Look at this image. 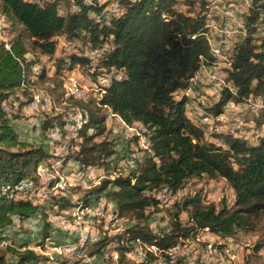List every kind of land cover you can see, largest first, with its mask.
Returning <instances> with one entry per match:
<instances>
[{
	"label": "trees",
	"instance_id": "trees-1",
	"mask_svg": "<svg viewBox=\"0 0 264 264\" xmlns=\"http://www.w3.org/2000/svg\"><path fill=\"white\" fill-rule=\"evenodd\" d=\"M73 1L80 2V10L61 14L60 9L63 6L70 9ZM118 1L123 7L121 16L104 24L94 18L105 4L100 0H42L40 4L34 0H0V13L10 23L9 33L12 27L22 26L33 48L26 46L25 35L20 32L8 41H0V229L13 224L14 217L23 221L40 212L44 225L36 246H44L52 236L44 211L48 206L37 202L34 194L37 189H31L29 198L24 196L26 192L18 191V186L29 178L34 180V188L41 187L42 180L34 173L53 154L42 146L22 142L13 122L33 99L30 85L37 79H50V63L55 66L53 81L61 77L58 83H52V94L63 85L66 71L77 66H86L94 81L103 76L109 80L108 84L99 86L103 95L99 102L71 100L85 115L79 150L75 156L70 155L76 164L103 166L115 153L111 142L96 140L107 130L110 111L129 126L142 125L148 137L144 163L128 174L103 180L83 198L82 206L107 199L115 204L122 217L133 221L124 232L96 243L95 252L101 251L109 241H115V247L124 254L127 244L135 238L167 249L197 232L214 231L220 237L232 238L239 230L253 229L255 218L264 212V136L256 138L257 143L229 134H215L213 140L207 141L204 129L187 115L191 96L182 93L177 97L178 92L191 86L199 68L216 60L205 36L208 0ZM251 2L247 18L249 36L236 43L233 65L226 68L232 91L225 89L212 107L204 106L207 114L216 117L229 102L258 96L263 107L258 109L256 119L264 124V40L255 36L257 24H264V0ZM62 38L64 42H82L81 52L57 56L58 41ZM104 45L107 50L99 61L86 54V50L103 49ZM36 68L41 71L37 76ZM63 94L59 93L61 98ZM7 103L10 111L5 109ZM61 116V113L47 116L42 128L47 130L56 120L63 124ZM216 140H221L223 145ZM133 141L138 147L137 137ZM216 177H223L233 188L234 207L224 205L219 209L215 203L203 204L198 194L188 196L173 205L176 209L168 220L170 233L152 231L148 222L152 212L148 208L158 209L157 195L161 189L184 191L190 182L199 180L203 184L202 180ZM51 201L50 208L76 205L60 195ZM182 211L189 214L187 225L180 220ZM261 246L258 244L256 249ZM8 250L15 260L10 262L1 254L0 264H47L52 259H44L27 244L21 249Z\"/></svg>",
	"mask_w": 264,
	"mask_h": 264
},
{
	"label": "rangeland",
	"instance_id": "rangeland-1",
	"mask_svg": "<svg viewBox=\"0 0 264 264\" xmlns=\"http://www.w3.org/2000/svg\"><path fill=\"white\" fill-rule=\"evenodd\" d=\"M182 8H183V6H181V9ZM227 8H228L227 6L224 7V9H227ZM5 20H6L5 23L9 27V25H10L9 21L7 20V18H5ZM8 27L6 28V31H8V33H6V40L7 41L10 40V37L14 36L15 34H17L19 32L23 33L25 35L24 38H25L26 46L30 50H33L31 41L26 36V33L24 32V29L22 26L16 25V26L12 27L13 29H11L10 33H9ZM0 41H4V39H2L0 37ZM63 42H64L63 38L58 41L57 56L66 55L65 49L63 51ZM67 42L65 43V46H66ZM32 53H30L29 56H31ZM54 70H55V66L53 65V63H50V69H49V74H50L49 78L50 79H46V80L37 79L35 82H33L30 85V90L33 91V93H34V95H33L34 100L32 99L30 102V105H28L27 108L22 109V111H20V115H18V118H15L13 120L14 125L16 126L17 130L19 131V139L22 142H26V143L34 146V147H41L42 146L48 152L49 151L50 152L51 151H58V150H56V149H58L57 147L66 142L67 137H65V136L69 135V131H68V127L65 125L66 124L68 125V122H70L69 120H72L73 118L77 117L76 112L75 111L73 112L71 110V108L68 107L69 106L68 104L72 103V101L75 100V98H73L74 96L71 97L70 99H69V97L66 96L67 94H71L74 90H77V85H74V82L72 80L79 81L81 84H83L87 87V96L82 95L81 97L83 99L81 98V100H84L86 102H90V101L99 102V100H100L99 95L97 94L96 90L94 89L95 88L94 86L99 84L98 83L99 80L98 81L93 80V78L88 74L86 66H77L75 69H73L71 71L67 70L63 85L61 87H59V90H57L56 92H54V94H52V92H51L52 85L54 83H58V80L61 79V77L59 76V78L55 79L56 80L55 82L53 81L52 78L54 77L53 76ZM108 83H109V80L106 84H108ZM28 86H29V84H28ZM22 88H25L24 84H22ZM193 91H195L194 92L195 95H192L191 101H193L195 99L194 101L197 104H200V105L203 104L202 106L204 108H205V106L212 107L216 103V101H218V100L214 99L213 97H209V91H204L203 82L201 83V85L196 86L193 89ZM18 92L22 93V90L19 89ZM62 92H64L63 98H61L62 96L59 95V93H62ZM200 94H202V96ZM40 96H42V97H40ZM181 96H182V92L180 91V92H178L177 97L179 98ZM196 98H198V99H196ZM204 98H207V99L205 100ZM72 99H74V100H72ZM11 100L12 101L15 100V97L13 96L11 98ZM38 100H40L41 102H38ZM46 100L50 103L49 105H47ZM65 100L67 101L68 104H65ZM32 104H34L36 106L35 109L31 107ZM192 106L193 105H190L189 107L192 108ZM6 107L10 111L11 106L6 105ZM39 107L41 108L40 110H39ZM189 107L187 106V108H189ZM56 108H58V109H56ZM254 108L255 107H251V110H247V111L245 110L243 112L242 116L237 120V122L243 123L242 129H243L244 124H246V123H249L250 125L257 127L259 130L264 128V124L257 123L256 115L258 113H260V111L257 108H255V109ZM30 110H34V111H36V113H30ZM108 111H109V108H107V113H108ZM57 113H61V115H62L61 118L63 119V121L65 123H63V125L61 126V123H59V121L56 120L54 122V124L52 126H50V127L54 126L57 129V138L58 139H55L53 141V136L50 134V128H48L47 130H44L42 128V125L45 122V119L47 118V116L57 114ZM107 117H108V115H107ZM233 120H235V119L233 118ZM59 124H60V126H59ZM106 124H107V130H106L105 134L101 137H98L96 140L97 141L107 140V141L111 142V146L114 149L115 153L107 159L105 165L97 166V167H82L81 165L76 164L71 156L66 158L65 161L63 162L61 160V153L60 152H51L53 154V158L50 159V161H48V162L47 161L41 162L39 167L37 168L36 172L34 173L35 176H39L41 178L42 186L39 188H37V187L34 188L35 182L33 179H30V180H31V183L33 186V190L37 189L34 193L37 196V200H38L37 202H39V204L43 207L48 206V207H46V209L44 211L47 214V220L50 224H52L53 214L59 213L61 211V209L58 207L50 208L51 202H52L51 200L55 196L60 195V196L65 197L72 204H76L73 207L65 209V220H70L71 222H74V224H75L74 226H76V227L79 223V225H78L79 227H77V228H80L82 231L85 230L87 232H92L95 229H98L100 231L104 230L103 232L105 233V235L109 236V237H106L104 235V233L101 231L104 235L103 239L108 238V240H110L116 234L122 233L128 227L132 226L133 221L129 220L125 217H122L119 214V216H120L119 218L121 219L119 224H120V226H122L121 228H123V231H121V232L110 231V233H109V231H106L103 224H100L97 222L96 218L91 220L89 218V216L87 215V226H86V216L80 215V209H81L82 204H83V198L88 194L89 190L93 186L100 184L103 180H105L107 178L114 179L116 176H118L120 174H128L130 172V169L128 168V166L126 164V159L128 158V155L132 151L136 150L135 153L137 155L144 157L146 155V149H147L145 142H146V139H148V137L144 135V132L146 133L145 128L138 123H136L132 126V127H134V132H133L134 135L132 138H130L128 140L125 139L124 129L118 122L113 121L112 123H109V122H107V118H106ZM233 125H234V127L229 124L228 127L236 129L234 134L239 135V128L237 127L236 124L233 123ZM205 131H206V129H205ZM234 134H232V135H234ZM205 135H206V133H205ZM213 135H215V134H213ZM217 135L226 136V135H223V133H219V132ZM135 137H137L138 147H137L136 142L133 141V139ZM233 137L248 138V137H244V136H233ZM249 138H250L249 141L251 143H257L255 141L258 139L251 138V137H249ZM80 141H81V139H80ZM220 142L223 143L221 140H216V143H220ZM79 146H80V142H79ZM17 148L18 147H15L14 149H17ZM76 152H73L71 155L75 156ZM145 158H146V156H145ZM60 161H62V162H60ZM59 162H60V164H56ZM198 181H196L194 183L190 182V184L184 190V191L188 190V192L190 190V193H188L186 196L185 192L183 191L185 196L179 197L178 199L182 200L185 197L194 196V195L198 194L201 196L203 204H208L207 202L209 201L210 203H215L219 209L222 208L224 205L229 206V207H234V206H232V204L234 202L233 197L235 195V192L226 179H224L223 177H216L215 179H204V180H202L203 184L201 182H198ZM56 183L61 184L60 185L61 187H57V189L53 191L54 193H50V194L46 195V196H48V198L45 196H42V199H40V197L37 194L38 190H40L41 188H44V187L45 188H51V187L53 188V186H55ZM46 186H48V187H46ZM209 187L213 188L212 191L217 192V193H215V195L213 197H210L208 199L207 198V188H209ZM89 205H91V204H89ZM86 206H88V205H86ZM158 206H159L158 209H156V208L154 209L153 207L148 208V211L152 212L150 218L148 219V222L150 223V227H151L152 231H154V232L155 231L160 232V230L162 228L160 222H163V221L166 222L167 220H170V218L172 216L171 214L176 209L174 206H171L170 208H167V209L165 206H161L160 204ZM48 216H49V218H48ZM179 217H180V220L182 221V223L184 225H187L190 222L189 221V214L186 211L180 212ZM159 219H161V220H159ZM115 221H117V220H115ZM43 225H44L43 215L40 212L35 214L31 218L23 220V221L20 220L18 217H14V223L13 224L8 225L7 227H5L3 229H0V255L5 254L8 261H10V262L14 261L15 257L12 254V252H10L8 250V248H19V249H21L23 244H27V245H31V247H33L37 252L41 253L43 256H45L49 259L50 258H52V259L58 258L56 246L59 245V243L64 245L63 242H57L53 245V244L47 243V241H46L44 246H38V245L36 246V244H38L42 238ZM54 226H59L62 229L61 230L56 229V231H60V232H53V227L51 226L52 236H53V234H56L61 240H65L68 237V235H66L62 232V231H64L63 222L54 221ZM77 228H76V233L78 232ZM112 230H114V229H112ZM75 235L73 234V236H75ZM195 235H197V233H195L193 236H195ZM231 239L233 241L241 242L242 245L244 246L243 248L246 250L244 257L242 258V259H244V261L243 260L238 261V260L233 259L234 264H264V212L260 213L255 218V223H254L253 229L239 230L236 233V235L234 237H232ZM197 244H199V243L197 242ZM258 244H262V246L259 249H256V246ZM107 245H109L110 248H112V249H116V252L118 254V259H117L118 263L117 262H111L110 264H129V263L131 264V262L128 259H126V256H125L126 252H124V254H122L121 250H119L118 248L115 247L117 245L115 241H109L107 243ZM191 245L193 246L194 244L191 243ZM89 246H90V248H88L87 254H86L87 258L86 257H83V258L80 257V258H69V259L67 258V259H65L66 257L61 256L62 257L61 262L63 264H90V262H94L95 264H100L101 263V260H100L101 257L100 256H101L102 250L105 248V246L99 252H95V249L97 247L93 246L91 248V245H89ZM189 249H190V244H187V250H189ZM93 255H96L97 257L95 256L94 259H91L89 262L88 257L89 256L93 257ZM119 255L122 257H120ZM221 261L224 264H233V263H229L230 260L225 258V257H223ZM175 264H177V263H175ZM178 264H180V263H178Z\"/></svg>",
	"mask_w": 264,
	"mask_h": 264
},
{
	"label": "bare ground",
	"instance_id": "bare-ground-1",
	"mask_svg": "<svg viewBox=\"0 0 264 264\" xmlns=\"http://www.w3.org/2000/svg\"><path fill=\"white\" fill-rule=\"evenodd\" d=\"M34 1L39 3L42 0H34ZM89 1L90 0H85V2H89ZM106 1H109V2L106 3ZM208 2H209V8L207 10V15H206L207 20H206L205 36H206V39H207L208 44L210 46L211 53L216 60L213 64L206 66V67H203V68H200V69L201 70L216 69V70L214 71V74L213 73H202V77H201V73L198 71L192 80L191 86L187 90H193L196 86L201 85L202 81L207 82V84H217L218 80H223V84L225 85V87L229 86L227 83V78H226L227 77L226 68L232 67V66L221 65V63L228 61V59H230V57H232V55L235 51L236 43L240 42L242 39H244L245 35L235 34V37H234L232 34H223V40L220 41V44L215 43V41H212V40H217V39L221 38V29L218 28L217 26H211L213 22L214 23H225V22L233 21L234 23H227V30L228 31H236V27L238 29H240L241 31H248L249 30L247 18H248L249 10H250L249 7H251V5H246L245 2L229 1V7H228V0H208ZM79 3H77L76 1H73L70 9H68L69 7L67 9H66V7L63 8L64 7L63 6L60 9L61 14L62 13L66 14L68 10L71 12L79 11L80 7H81L79 5ZM102 3H105L102 10L100 12L94 14L95 20H97L98 22L104 23V24L109 23L113 19H106V17H110V8H112L114 6L117 9V11L120 12V13H114V19L121 16L123 7H122V4L118 0H104V1H102ZM225 6H227L228 8L224 9ZM235 9L245 10L244 19H242V15H240L239 13H236ZM5 22H6V20H5L4 16L0 13V37L4 40L6 39V28L8 27V25ZM257 27H258V30H257L258 32H256L255 36L259 40H261V32H262V36L264 37V24L258 23ZM82 48H83L82 42L71 40V41L67 42V44L65 46V52L66 53H78V52L80 53ZM220 50H221V52H218ZM97 53H103V49L91 48V49L86 50V54L90 58H92L93 56H97ZM34 72H35L36 76L41 73L40 69H37V68L34 69ZM118 78L121 79V76H119ZM186 94L191 96V97H192V95H195L194 92H186ZM66 96L69 97V99L73 96H74L73 98H75V99H81L82 98L81 97L82 95L77 93V90H74L71 94H67ZM40 97H42V96H40ZM196 99H198V98H196ZM66 100H65V104H68ZM194 100L187 104L188 107L190 105H193L192 108L191 107L187 108V115L196 125H198L202 129H204V131H205V129H207V121H204V117H205V119L208 120V123H210V124H219V114L216 117L210 116L209 114H207L205 108L202 105L197 104ZM245 100H253V98H248ZM38 102H41V101L38 100ZM229 103H233V102H229ZM47 105H49V104H47ZM68 105H69L68 107H70L73 112L74 111L76 112L77 117L73 118L72 120H69L70 122H68V125L67 124L65 125L68 127V131H69V135H67V134H66L67 136L64 135L65 137H67L66 142L62 145H59L57 147L58 149L55 148L56 150L60 151L61 160H62V158H68L69 155H71L73 152H76L77 150H79V142L81 139L80 130L82 128L84 116H85L84 110L82 108H80L78 105L73 104V103H70ZM31 107L35 109L36 106L34 104H32ZM251 107H255L257 109L262 108L263 107V101L261 100V98L257 97V102L251 103ZM40 109L41 108L39 107V110ZM56 109H58V108H56ZM244 111H245L244 109H233V107H229V104H226L223 108V111L220 114H222V116H224V117H233L237 121L242 116ZM113 121L118 122L123 127L125 139L128 140V139L133 137L134 127L126 124L117 114L110 111L108 113L107 122L112 123ZM229 124L234 127L233 123H226V124H223L222 129L219 130L218 132L223 133V135L234 134L236 129L229 128L228 127ZM241 124H243V123H241ZM62 125L63 124H61V126ZM59 126H60V124H59ZM243 129L249 130V131H255L256 130L255 126L250 125L249 123L244 124ZM259 131H264V128L260 129ZM260 136H264V133L260 134ZM244 137L249 138V136H244ZM145 143H146V148H148L149 143H148L147 139H146ZM221 144L223 145V143H221ZM144 161H145L144 157L135 154L134 169L133 170H135L137 168V166H140L142 163H144ZM58 183H56V185L53 186V188L52 187L51 188H45V187L41 188L40 190H38V193H37L38 196L40 197V195H42L44 192L46 194H43L42 196H45L48 198V196H46V195H48L51 192H53L54 190H56L57 187H61L60 186L61 184H58ZM46 187H48V186H46ZM32 188H33V186H32L31 181H29L28 179H25L18 186V191L20 193H25L26 189H32ZM183 194H184V192L182 190L181 191L179 190L178 192H172L168 188H163V189H161V191L157 195V198H159V200H160L164 196V197H166V199H174V200L178 201L179 200L178 198L182 197ZM233 199H235V195H234ZM174 203H176V202H173V205H174ZM97 206H101L100 215L90 214V208L97 207ZM161 206H164V205H161ZM80 215H82V216L88 215L91 220L96 218L98 223L104 225V228L106 229V231H109L108 226L112 221L117 220V225L120 226L119 223H120L121 219L119 218L120 216H119L117 207L115 206V204L113 202H111L107 199H101V200H99V201H97L91 205L84 206V207L82 206L80 209ZM48 218H49V216H48ZM159 220H161V219H159ZM160 224L162 226L160 232L164 231L165 228L168 231L171 230V224L168 220L166 222L165 221L160 222ZM78 225H79V223H78ZM78 225H77V227H79ZM54 229H60L61 230L62 228L59 226H54ZM112 229H114V230H112ZM112 229H110V231H112V232L113 231H117V232L123 231V230H120V228H116V229L112 228ZM77 231H78L77 234L76 235L74 234L75 236H73L71 239L72 249H77V251H70L69 252V258H80V257L81 258H83V257L87 258L86 254H87L88 248H90L89 245H91V248H92L96 244V241H94L96 238H97V243L99 241L103 240L104 235H105V233L103 232L104 230L103 231L101 230L104 233V235L98 229H95L92 232H87L85 230L82 231L80 228H77ZM193 235H191L187 238H181L180 241L178 242V247L174 248L172 250H170L169 248L160 249L159 247H156V246L144 244L142 242V240L139 238H135L133 240L130 239L131 241L128 244L126 242L122 241V244L128 245V248L125 251L126 252L125 256H126V259H128L131 262V264H142V263L143 264H152V263H154V264H175V263L187 264L186 260L187 261H193V264H224L221 261L223 257L229 259L230 260L229 263H233L234 260H238V261L243 260L244 261V259H242V258L244 257L246 250L243 248L244 246L242 245L241 242L233 241L231 238H225V237H220V236H216V238L213 239L210 236L211 235L210 232H204V233L197 232V235H195V236H193ZM106 237H109V236H106ZM228 239H229V242H228L227 247H226L224 245V243ZM197 242L199 244H197ZM191 243L194 245L192 246ZM87 244H89V245H87ZM187 244H190L189 250H187ZM119 245H121V244H119ZM137 246H138V251H139L141 258H142V263H140V261L134 260V252L132 250H135L137 248ZM235 249H236V252H234ZM56 250L58 253L57 254L58 258L51 259L47 264H53V262H58V264H63L61 262V259H62L61 256L66 257L65 259L68 258L67 247L65 246V244L62 245L61 243H59V245L56 246ZM94 257L95 256H93V257L89 256L88 261L91 259H94ZM100 257H101L100 258V260H101L100 264H110L111 262H115V259L117 262L118 254L116 252V249H112L110 247H107V249L103 252V254ZM120 257H122V256H120Z\"/></svg>",
	"mask_w": 264,
	"mask_h": 264
},
{
	"label": "built area",
	"instance_id": "built-area-1",
	"mask_svg": "<svg viewBox=\"0 0 264 264\" xmlns=\"http://www.w3.org/2000/svg\"><path fill=\"white\" fill-rule=\"evenodd\" d=\"M102 1H104V0H100V2H102ZM229 1L245 2L246 5H252L251 0H228V7H229ZM235 11H236V13H239L240 15H242V19H244L245 10L235 9ZM114 13H120L117 11L115 6L110 8V17H106V19H114ZM227 23H234V22L230 21V22H225V23H214V22L212 23L211 26H217L218 28L221 29V38L217 39V40H212V41H215V43L220 44V41L223 40V34H232L234 37H235V34H242V35H245V37L249 36V31H241L237 27H236V31H228L227 30ZM6 33H8V31H6ZM261 40H264V37L262 36V32H261ZM66 42L67 41L63 42V49H65V43ZM106 50H107V45H104L103 46V53H97V56H93L91 59H93L94 61H99L103 57L104 52ZM218 52H221V50ZM221 65L232 66L233 65V57H230V59H228V61L221 63ZM215 70L216 69H211V70H201L200 68L198 69V71L201 73V77H202V73H213L214 74ZM72 81L74 82V85H77V93L84 95V96H87V87L85 85L81 84L79 81H76V80H72ZM107 82H108V77L103 76V77L99 78V85L94 86L95 87L94 89L96 90L99 97L103 96V95H100V93H99L100 84H106ZM202 82L204 84V91H209V97H213L216 100H219V98L222 96L225 89H229L232 91V88L225 87V85L223 84V80H218L217 84H207V82H205V81H202ZM181 92L185 93V95H186V92H195V91L184 89ZM200 95L202 96V94H200ZM257 97L258 96H253V100H243L241 102L228 103V104H229V107H233V109L251 110V103L257 102ZM204 99L206 100L207 98H204ZM46 102H47V104H50L47 100H46ZM7 105H9V104L7 103ZM30 113H36V112L34 110H31ZM204 121H207V129H206V135H205V139L207 141L213 140V134H218V131L222 129L223 124H226V123H234L239 128V135H230L229 134V136H249L251 138H260V134L264 133V131L244 130V129H242V124L237 122L236 120H233V117H224V116H222V114H219V124H210V123H208V120L205 119V117H204ZM49 128H50V134L53 136V141L55 139H58L56 127H49ZM135 151H132L128 155V158L126 159V164H127L128 168L130 169V171H133V169H134ZM51 152H60V151H51ZM65 159L66 158H62V161L64 162ZM62 161H60V162H62ZM60 162L56 163V164H60ZM212 189L213 188H211V187L207 188V198L208 199L210 197H213L215 195V193H217V192L212 191ZM30 192H31V189H26V195H24V196L30 198ZM184 192L187 196V194L190 193V190H189V192H188V190H186ZM51 193H54V192H51ZM43 194H46V193L43 192ZM42 195H40V199H42ZM173 202H177V200L166 199V197L163 196V198L160 199L159 204L164 205L167 209V208H170L171 206H173ZM207 203L209 204L210 202L208 201ZM65 209L66 208L61 209V211L59 213L53 214L52 224H50V225L53 227V232H60V231H56V229H54V221L63 222L64 231H62V232L64 234L68 235V237L65 240H61L56 234H53V236H51V240L48 241L47 243L54 245L57 242H64L65 246L67 247V254H68V259H69V252L70 251H77V249H72V246H71V239L73 237V234H77V233H76V226H74V222H70L69 220H65ZM100 210H101V206L90 208V214L100 215ZM86 226H87V216H86ZM111 228H120L121 230H123V228H121V226L117 225V221H112L109 224V233H110ZM170 232L171 231H168L165 228V231L163 232V234L170 233ZM210 236L213 239H215L216 236H218V235L216 234V232L213 231ZM141 240H143V239H141ZM94 241H96V243H97V238ZM228 242H229V239L226 240V242L224 243V245L226 247H227ZM87 245H89V244H87ZM152 246H156V244H152ZM106 247H110V246L106 245L105 248ZM156 247H159V246H156ZM177 247H178V241L174 245H172L168 248L170 250H172V249L177 248ZM132 251L134 252V260L140 261V263H142V258H141L139 251H138V246L135 250H132ZM234 252H236V249L234 250ZM44 259H47V257H45ZM115 262H116V259H115ZM186 263L187 264H193V261H187L186 260ZM53 264H58V262H53ZM90 264H95V263L90 262ZM152 264H154V263H152Z\"/></svg>",
	"mask_w": 264,
	"mask_h": 264
}]
</instances>
